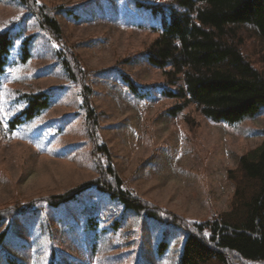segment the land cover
<instances>
[{
	"label": "rangeland",
	"instance_id": "obj_1",
	"mask_svg": "<svg viewBox=\"0 0 264 264\" xmlns=\"http://www.w3.org/2000/svg\"><path fill=\"white\" fill-rule=\"evenodd\" d=\"M164 1L38 3L81 4L72 16L57 20L81 64L98 71L89 81L97 137L109 149L124 186L175 215L202 221L229 209L233 186L227 171L262 142L264 107L256 117L235 124L213 123L193 106L169 115L178 100L166 94L177 88L139 56L154 39L150 28L157 23L138 4ZM0 33L11 40L0 75L2 208L63 194L96 172L80 91L55 63L56 44L18 0H0ZM124 76L133 80L135 90ZM40 93L47 94L51 106L12 130L10 123L28 107L25 96ZM39 206L12 220L0 245V264H48L52 249L55 264L179 263L185 241L180 228L126 210L95 188L57 207Z\"/></svg>",
	"mask_w": 264,
	"mask_h": 264
},
{
	"label": "trees",
	"instance_id": "obj_2",
	"mask_svg": "<svg viewBox=\"0 0 264 264\" xmlns=\"http://www.w3.org/2000/svg\"><path fill=\"white\" fill-rule=\"evenodd\" d=\"M18 1L56 44L55 63L79 88L96 176L63 194L0 208V228L5 226L0 245L14 218L38 211L41 203L57 207L95 188L126 210L180 228L185 241L178 264H264V130L260 145L241 155L235 168L227 171L233 186L227 211L192 221L141 199L124 186L109 149L98 141V116L90 104L89 82L98 71L81 64L57 20L59 15L72 16L73 8L81 4L49 7L38 0ZM138 5L149 9L157 23L150 28L154 39L139 56L162 72L167 85L177 88L166 94L178 100L169 115L193 106L213 123L235 124L260 113L264 107V0H165ZM10 47L8 33H0V75ZM23 51L25 61L27 42ZM123 82L135 90L131 78L124 76ZM25 98L28 107L10 123L12 130L51 106L45 93ZM48 264H55L53 249Z\"/></svg>",
	"mask_w": 264,
	"mask_h": 264
}]
</instances>
